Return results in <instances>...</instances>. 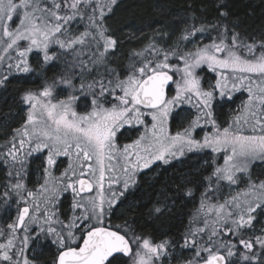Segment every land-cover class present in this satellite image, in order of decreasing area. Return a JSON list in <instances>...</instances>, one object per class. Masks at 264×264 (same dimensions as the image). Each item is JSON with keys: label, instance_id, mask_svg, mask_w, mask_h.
Returning a JSON list of instances; mask_svg holds the SVG:
<instances>
[{"label": "snow or ice", "instance_id": "1", "mask_svg": "<svg viewBox=\"0 0 264 264\" xmlns=\"http://www.w3.org/2000/svg\"><path fill=\"white\" fill-rule=\"evenodd\" d=\"M116 4L117 0H0V66L7 68L0 86L14 71H32L28 56L34 49L43 53L45 64L58 59L50 54L53 45L73 56L72 67L97 73L86 87L80 85L81 92L91 95V108L84 113L73 107L75 95L53 103V85L24 92L26 119L0 147V163L8 169L5 203L15 195L18 206L7 232L0 230V237H6L0 242V264H37L27 253L42 236L56 246L53 264H172L177 249L181 257L185 251L192 253L182 264H264V224L256 227L264 218V178L252 176L254 169H264V39L243 37L236 24L222 22L228 13L221 3L215 23L199 22L191 12L192 23L181 21L184 27L172 45L163 47L152 39L133 53L137 59L121 78L112 69L99 70L118 43L107 27ZM74 24L84 31H75ZM85 49L90 55L81 59ZM203 65L215 73L207 89L196 71ZM58 83L75 88L67 74ZM173 86L175 95H169ZM236 93H246V99L222 127L216 109L230 105ZM185 103L195 108V118L172 134L173 108ZM126 126L139 135L121 147L118 141ZM205 128L209 130L198 139L197 130ZM204 150L213 154L212 170L204 177L200 205L179 239L156 242L138 232L134 222H111L114 208L126 198L140 171L157 161L170 164ZM45 152L44 183L28 189L23 182L28 160ZM221 153L219 164L215 154ZM58 157H66L68 165L54 177ZM182 183L191 197V181L182 178ZM241 184L245 186L234 195H216L224 185ZM68 192L71 211L61 219V197ZM166 207L158 202L149 215H162Z\"/></svg>", "mask_w": 264, "mask_h": 264}, {"label": "trees", "instance_id": "2", "mask_svg": "<svg viewBox=\"0 0 264 264\" xmlns=\"http://www.w3.org/2000/svg\"><path fill=\"white\" fill-rule=\"evenodd\" d=\"M221 3L224 5L223 10L228 13L226 20L222 22L227 23L230 27L236 24V30L243 37H254L257 41L264 39V0H117L114 10L107 18V27L118 43L114 50L109 51L106 65L99 70L104 72L107 69H112L123 78L127 75L131 64L137 59L133 53L144 49L152 39H155L163 47L172 45L180 29L184 27V23L181 21L192 23V20L189 19L191 12L197 15L199 22L215 23L218 16L215 9ZM72 27L75 31H84L82 25H73ZM164 33H169L170 36H165ZM204 42L208 41L204 40ZM188 48H192L190 44ZM61 51L59 48H53L52 53L58 55V59L50 62L45 72H42V66L37 64L39 60L37 61L32 54L29 55L32 71L24 75L11 76L4 86H0V147L11 138H8V135L12 133V130L19 128L26 119L25 114L22 115L23 110L28 107L22 100L24 92L26 90L37 92L45 84H51L65 76L60 74L59 70L61 65L65 64L67 67L71 54H61ZM88 55L90 53L85 49L80 58L87 59ZM70 68L72 69L65 70V74L72 77L75 87L81 83H84L86 87L97 76L96 71L89 74L82 73L79 66ZM198 75L202 77L203 81L208 76H214L207 67L198 69ZM67 88L75 91V88ZM79 94L81 96L77 105H84L85 112L90 104L89 94L84 92ZM169 95H171V91ZM239 97H243V94L236 93L230 105H225L222 108L217 107V121L221 126L226 122L225 110L232 109L235 99ZM179 110L180 107L176 110L178 114H180ZM170 125L174 129L178 128L175 116L170 119ZM182 159L180 163H176L175 160L170 164L157 163L146 174L141 175L138 186L128 191L126 198L122 199L123 202L114 209L110 216L111 222L119 224L123 223L125 219L134 222L138 232L151 236L156 242L165 238L179 239L189 227L190 221L200 205L201 193L205 187L204 177L210 175L212 170L209 169V166L201 167L197 157L193 155ZM29 161L26 172L23 174V182L28 189H32L36 186L33 177L36 175L39 160L35 157V159L30 158ZM7 171L8 169L5 173ZM252 176L253 179L264 178L262 169H254ZM182 178L185 182L191 181L188 184V187L193 190L191 197L185 194ZM239 188H242V184ZM236 192L237 190L231 193L224 185L216 195L223 199ZM69 198L70 195H64L61 198L59 210L64 214L61 215V219H64V216L69 213L67 208L71 209ZM9 201L11 203L14 201L13 196ZM158 202L159 206L167 205L163 214L149 215L154 207L158 206ZM9 203L0 205V230L1 228L5 229L9 223L10 211L7 210ZM5 218L8 220L4 221ZM36 251L35 254L31 253L30 255L28 252L27 255L30 258L34 257L37 264H53L57 255L56 246L50 245L42 238L38 241ZM187 252L183 253L184 259H187L185 257Z\"/></svg>", "mask_w": 264, "mask_h": 264}, {"label": "rangeland", "instance_id": "3", "mask_svg": "<svg viewBox=\"0 0 264 264\" xmlns=\"http://www.w3.org/2000/svg\"><path fill=\"white\" fill-rule=\"evenodd\" d=\"M75 26H76V24H74ZM21 44H26V42H21ZM190 46L191 47H193V45L192 44H190ZM53 48L55 49V48H59L58 46H55V45H53L52 46V50H53ZM52 50H51V54H54V53H52ZM33 55L34 56V58L38 61L39 60V62L37 63L38 64V66L39 65H41L40 67L42 68V72H45V69H47V67H48V64H50V62H52V61H50L48 64H45L44 63V60H43V53L42 52H40L39 50H36V49H34L32 52H30L29 53V55ZM61 54H63V51H61ZM13 55H14V53H13ZM70 58H69V60H68V65H67V67L65 66V64L64 65H61V67H60V70H59V72H60V74H63V75H66L65 73V70H69V69H72V68H70V67H72V65H73V63H76L74 60H73V56L72 55H70L69 56ZM28 59H29V57H28ZM55 61H56V59H55ZM66 67V68H65ZM203 67H207L206 65H203V66H201V68H203ZM197 71V74H198V69L196 70ZM213 73V72H212ZM5 75V74H7V68H6V64L5 65H2V66H0V75ZM24 74H26V73H16L15 71L12 73V75H10L9 76V78L11 77V76H14V75H24ZM214 74V76H208L204 81H203V79H202V77L200 76V75H198L200 78H201V85H202V87H204L205 89H207L208 88V86L210 85V84H213L214 82H215V73H213ZM179 77L177 76V79H178ZM58 81L59 80H57L56 82L57 83H55L54 84V82L53 83H51V84H45L44 86H46V85H53V103H55V102H57V101H59V100H66L67 99V97L69 96V95H75V96H77L78 98L81 96V94H79V93H82L81 91H80V85L79 86H77V87H75V91L74 90H71V89H69V88H67L65 85H63V84H60V83H58ZM42 90V89H41ZM40 91V90H39ZM39 91H37V92H39ZM78 92V94H76ZM84 93H87L86 91L84 92ZM243 94V97H239V98H236L235 99V102L233 103V108L232 109H230V108H228V109H226L225 110V116H226V122L224 123V125H222V127H225V126H227V124L230 122V121H232L233 120V118H234V116H235V114H236V110L239 108V106L241 105V102L244 100V99H246V93H242ZM171 95H175V87L173 86V88H172V90H171ZM89 99H90V104H89V108L86 110V111H89L90 110V108H91V95H89ZM74 104H76V102L74 103ZM74 104H73V107H74ZM28 108H29V106L26 108V109H24L23 110V112H22V115H24L25 114V116L27 115V111H28ZM75 108V107H74ZM179 107H174L173 108V111H172V114H171V116H170V119L172 118V117H176V119H177V125H178V128H176V129H174V128H172L171 127V125H170V119H169V131L172 133V134H175L177 131H180V130H182V128L183 127H186L187 126V124H188V122L190 121V120H192V119H194L195 118V115H196V110H195V108L192 106V105H190V104H188V103H185V104H183L182 106H180V114H178L177 112H176V110L178 109ZM76 110V109H75ZM77 111V110H76ZM85 111V112H86ZM78 112H80V113H84V111L82 112V111H78ZM26 118V117H25ZM20 127H21V125H20ZM19 127V128H20ZM142 130V129H141ZM209 129H207V128H205V129H202V130H200V129H198L197 130V133H196V135H197V138L198 139H200V138H202L203 137V135L205 134V132L206 131H208ZM123 131V135H121V137L119 138V141H118V143L120 144V146L122 147L125 143H130L131 142V140L132 139H135L136 138V136L137 135H139V133L138 132H136V131H133V130H130V129H128L127 128V126H126V128H125V130H122ZM11 135H12V133L11 134H9L8 135V138L9 137H11ZM46 155H47V153L45 152V153H43V154H34L32 157H30V158H32V159H35V157L39 160V162H38V169H37V172H36V175H35V177H33V181H34V184H36V186L35 187H33L32 189L33 190H35V189H37L38 187H39V185L40 184H43L44 183V178H43V168L41 167V163L46 159ZM212 153H211V151L210 150H204L203 152H199V153H194L193 154V156H195V157H197V161H198V163L200 164V166L202 167H206V166H209V169L211 170L212 169ZM216 155V161H217V163H219V164H222L223 163V155H222V153L221 154H215ZM191 156V153H188L186 156H184V157H190ZM184 157H181V158H179V159H177V160H175V162L176 163H180L183 159L182 158H184ZM30 158H29V160H30ZM57 159H60L59 161H58V163L62 166L61 167V170H60V168H57V167H55L54 166V169H53V176L54 177H59L60 176V174L64 171V170H62L63 169V167H67V165H68V159L66 158V157H58ZM28 160V161H29ZM30 162V161H29ZM158 167V166H157ZM260 169H262V168H260ZM157 171H158V168L156 169ZM262 173H263V175H264V169H262ZM8 182V178H7V181H6V183ZM227 186V185H226ZM243 186H245V185H243L242 184V188H243ZM241 188V189H242ZM240 188H236V187H233V188H229L228 186H227V190L228 191H230L231 193H233L235 190H239ZM64 195H70V204H72V194H71V192H68V193H65V194H63L62 196H64ZM13 198H14V201L11 203V201H9L10 199H8V202H10V204H9V206L7 207V210L8 211H14L15 209H17V203H16V201H15V199H17L16 197H15V195H13ZM62 198V197H61ZM21 204H23V203H21ZM69 207V206H68ZM67 210L69 211V213L67 214V215H69L70 214V211H71V209H69V208H67ZM60 211V210H59ZM261 224H264V218H261V222L260 223H258L257 225H256V227H257V229H259L260 228V226H261ZM5 227H7V225L5 226ZM35 225H32V228L33 229H35ZM1 230H4L5 232H7V230L6 229H4V228H1ZM21 236H22V233H21ZM42 238H44L43 236L40 238V239H42ZM5 239H6V237H0V242H5ZM45 240V239H44ZM47 241H50L51 242V238H48L47 239ZM34 244H35V247L34 248H32L31 247V249H32V251H31V253L32 254H35L37 251H36V246L38 245V242H34ZM192 254L191 253H185V257L186 258H188V257H190ZM184 256H182L181 257V254H180V252H179V249L177 250V257H176V259H174L173 261H172V264H182V261H183V258ZM176 260V261H175ZM165 264H167V261H165Z\"/></svg>", "mask_w": 264, "mask_h": 264}, {"label": "flooded vegetation", "instance_id": "4", "mask_svg": "<svg viewBox=\"0 0 264 264\" xmlns=\"http://www.w3.org/2000/svg\"><path fill=\"white\" fill-rule=\"evenodd\" d=\"M79 99H80V97L78 98V100L76 101V104H74V107H75V109L77 110V111H84L85 110V108H84V105H82V106H78L77 105V102L79 101ZM77 105V106H76ZM194 153H191V155H193ZM60 159H57V164L55 165V167H57V168H60V170H61V165L58 163V161H59ZM157 163H159V164H163V163H161V162H159V161H157V162H155L152 166H154L155 164H157ZM151 166V167H152ZM150 167V168H151ZM150 168L149 169H143L142 171H140L138 174H137V177H136V183H135V185H133L132 187H130L129 188V190L128 191H130L131 189H135L137 186H138V181L140 180V177H141V175H143V174H146L149 170H150ZM6 167L2 164V163H0V205L2 206V205H5V204H7V203H5V197L3 196V190H4V184H6V181H7V173H5V171H6ZM62 170H65V167H63V169ZM123 199V198H122ZM16 201V200H15ZM10 204V203H9ZM24 205L23 204H20L19 205V207H23ZM117 207V206H116ZM115 207V208H116ZM114 208V209H115ZM16 216H17V209H15L14 211H11L10 213H9V217H8V219H10L9 220V223H12L14 220H15V218H16ZM8 219H6L5 218V220L4 221H7ZM5 229L7 230V227H5ZM47 243H49L50 245H53L50 241H47ZM34 245V243L30 246V247H32ZM55 246V245H54ZM33 248V247H32ZM31 251H32V249L30 250V251H28L29 252V255L31 254Z\"/></svg>", "mask_w": 264, "mask_h": 264}]
</instances>
